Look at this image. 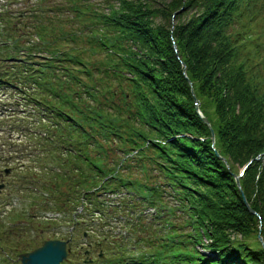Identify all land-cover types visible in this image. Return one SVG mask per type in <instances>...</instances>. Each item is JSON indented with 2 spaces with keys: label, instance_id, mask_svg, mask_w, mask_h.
<instances>
[{
  "label": "trees",
  "instance_id": "trees-1",
  "mask_svg": "<svg viewBox=\"0 0 264 264\" xmlns=\"http://www.w3.org/2000/svg\"><path fill=\"white\" fill-rule=\"evenodd\" d=\"M155 1H107L101 11H85L91 53L102 57L87 61L81 49L82 59H66L77 71L67 78L79 95L71 102L90 104L84 117L96 139L127 153L137 149L138 177L119 176L112 187L133 186L143 175L154 181L144 186L153 192L145 199H161L166 208L164 193L174 198L165 210L173 231L186 229L179 234L189 249L176 255L181 264H264L257 237L264 241V34L250 41L253 52L245 44L264 0ZM250 59L263 62L248 69ZM246 162L239 182L257 214L234 178Z\"/></svg>",
  "mask_w": 264,
  "mask_h": 264
},
{
  "label": "rangeland",
  "instance_id": "rangeland-1",
  "mask_svg": "<svg viewBox=\"0 0 264 264\" xmlns=\"http://www.w3.org/2000/svg\"><path fill=\"white\" fill-rule=\"evenodd\" d=\"M36 1H38L36 8L32 11L31 17H28L29 10L32 9V7L35 6ZM73 1V2H72ZM0 0V41L3 40L5 35L7 33L10 34L8 37V42L10 44H14L18 46L20 44V41L16 34H11L9 32V29L14 26L17 22H20L21 24L25 23L26 20H31L32 22H39V24L36 27L37 35L38 37H41L42 39H47V35L49 33H53L56 31H67L68 33L74 34L78 40L75 42L72 41V44H66L63 43L62 47L66 48L70 45H77L81 47L84 52L87 51V53H90L89 60L95 61L97 59H100L102 57L101 55H98L96 52L93 55L92 49H90V44L87 41V38L91 35V33H88V30L84 27V24L90 23V19L85 16V11L88 10H96L101 11L105 9L106 2L108 1L112 5H117V0ZM161 0H156V4H160ZM168 1V0H166ZM184 5L180 8L183 9ZM77 12V16L73 14L72 9ZM52 9V10H51ZM180 9L177 10V14L171 19V22H175L176 17L183 12ZM23 10H26V12L22 13ZM50 12V13H49ZM5 13L8 14V18L13 19L9 20L5 17ZM83 15V16H82ZM256 23L252 26V33L254 37L248 39L245 44L247 45V49L251 52H253L252 46H251V40L255 41V33L257 34H264V12L257 14ZM52 18V20H55L61 27H58L54 24H50L47 22V19ZM28 27L31 26L30 23L27 24ZM28 27H25V34H28L29 36H32V30H29ZM19 35V32L16 31ZM77 35H76V34ZM2 45V44H0ZM1 49V47H0ZM80 49V50H81ZM8 53V51H4L1 53V57L4 56V54ZM92 52V53H91ZM46 53V52H45ZM87 53L85 56H87ZM262 58L263 56L260 55ZM253 57V55H251ZM88 60V57H87ZM262 59H254L253 61L250 59L247 62L248 69L255 66L256 68L260 67L262 64ZM10 91V90H9ZM5 97V99L8 97L6 93L2 95ZM13 105V104H11ZM29 106V105H28ZM30 107V106H29ZM30 109V114L27 115V113L24 116H28V121L34 122L35 115L32 114L31 108H26L24 111H28ZM0 126H5L8 122V120H2L3 118H6L7 116H0ZM13 120V119H11ZM12 123H15L14 121H10ZM28 123H25L27 126ZM34 125V126H33ZM31 127L32 129L39 128L40 131L48 132L51 131L48 130V126H51V122L49 120L45 122L39 121V123H34ZM38 129V130H39ZM55 129V128H53ZM55 132V131H53ZM55 134H57L55 132ZM40 137V136H39ZM0 158H3L0 161V171H3L2 167L7 164V162H11L13 168L10 170L11 176L6 181L7 184L5 185V191H3L0 194V239L3 242H10L13 243V245H18L16 247L18 250H22L21 248L31 249L34 248L36 245H39L44 239L50 238L54 233L61 236L65 234L67 226H61V230H59L61 233L55 232L57 229L56 226L58 224L65 225L63 221V216L65 219L69 218V213L71 211V203L78 204L79 199H75L73 202L68 203V197H70L74 191H81L84 192L90 191L91 189H88V184L90 181L91 176L94 175V172L90 170L86 164V162L82 159V157L87 158L88 160V154L87 151L84 152L86 149L85 147L79 146V152H76L70 148V150H64V145L60 146L52 142H44L42 144V147H38L37 150L39 152V156L44 159L47 158V160L50 162L47 165V169L45 170L43 168V162H37L34 159V156L32 159H29L24 162L28 170L26 172V178H21L18 176L19 173H21V170H17V167L21 164V160L18 161V159L15 158V154L17 152H9L7 144H13L14 146H22L21 151L24 150H33L34 148V139L35 136H29L24 135V138L22 136H19L17 134L8 135L4 134L2 137L0 136ZM80 138V137H79ZM15 142V143H14ZM1 144L3 146H1ZM69 148V147H67ZM76 148V147H75ZM113 148V147H112ZM118 148V147H117ZM114 150V149H112ZM121 155L124 154V151L120 150ZM95 153V152H94ZM116 154V152H115ZM124 156V155H123ZM262 157V158H261ZM259 158L263 159L264 161V155L259 156ZM95 161L100 165L103 160L105 159L104 156H97L94 157ZM7 161V162H6ZM23 165V164H21ZM38 166L39 170L38 172L33 171L31 166ZM126 166L134 165L131 163H126ZM24 166V165H23ZM27 169V168H25ZM24 169V170H25ZM241 169V166L237 168V171ZM133 170V169H132ZM135 172V173H134ZM133 175L137 176L138 172L136 170H133ZM141 175V174H139ZM155 175V173L153 174ZM122 176H125L122 174ZM1 179V176H0ZM24 179L31 181V183L37 184V181L44 182L43 188L39 189L38 192L30 193L29 197L31 199H36L35 202L38 204L45 203L49 201V199L55 198V205L52 207L51 205L54 204V202L50 203V206H45L46 210H58L61 214L59 218L44 216L37 213L36 205L25 201L24 204L20 206L21 200L15 204V206H12L11 204H8L3 201V195L5 192H8L10 190L11 181H16V184L21 182H27L24 181ZM100 181H97L96 184H100ZM154 184V181L152 178L145 177L142 175V177H139L135 180L133 186H129L130 190L134 188V190L138 193H140L141 196L147 197L150 193H153L152 190H146L144 186H149ZM32 185V184H31ZM106 187V186H104ZM13 195L16 197L17 194L14 192ZM97 192H94L96 194ZM92 196V200H95L97 198L96 195ZM122 192L116 194H113L112 192L102 194L101 199L107 203V206H116V203L119 202V199H121ZM169 197L166 193H164L163 198L164 201L171 206H174L175 201L174 198L170 197L171 200H169ZM17 198V197H16ZM128 201V198L125 199ZM161 199L158 200L157 206L160 207L161 205ZM96 205H100L99 201H93ZM150 202V201H149ZM153 202H156L155 200ZM81 203V201H80ZM151 203V202H150ZM67 204V205H66ZM114 204V205H113ZM14 205V204H13ZM34 205V206H33ZM87 207L91 206L90 202H86ZM130 207L127 208V212L123 214L121 217L125 218L127 220V225H129V228L126 227V233L122 236L114 237L112 239V246L111 250L113 253V258L116 260H122L123 258L126 259L128 257H137L138 254H141V252H144L146 256L155 255V261L157 264L166 263L169 260V257L174 251L177 246H179L180 241H184L186 239V236L177 237L176 231L171 230V219H164L163 215L160 212H157V215L152 214L154 209L150 207H146V209L142 212V215L146 219L145 221H142L141 223H138L139 219V213L137 215H133L131 213V210L133 209V206L129 205ZM87 207H85L87 209ZM153 207V206H152ZM155 207V206H154ZM115 210L111 211V213H114V215H108L101 217L98 216L97 211L95 212L96 216H93L92 218L95 219V222H92L93 226L102 228L106 230L107 227L112 228V230H116L117 233L120 232V230L124 227V225H120L117 218L114 216L116 215L115 212H118V209L114 208ZM88 210V209H87ZM90 211V210H89ZM99 212V211H98ZM175 213L176 212L175 210ZM64 214V215H63ZM150 214V215H149ZM161 218L162 224L159 222ZM174 220L178 218V215H174ZM155 220V224L159 222V227L154 226L152 227V220ZM123 220V219H122ZM57 223V224H56ZM81 223V222H80ZM164 223V224H163ZM82 223L81 228L79 230L80 235L82 236V232L84 230V227L86 224ZM150 224V225H149ZM151 226V227H150ZM136 230H139L140 232L136 233ZM183 233L186 231L185 228L179 229ZM97 233V232H96ZM172 234H173V240H172ZM92 235V233L90 234ZM98 235V233H97ZM98 237V236H97ZM149 238V239H148ZM153 239V241H152ZM180 240V241H179ZM205 241V240H204ZM173 247V250L171 249ZM186 248H188L186 246ZM196 249L199 250L200 253L203 255H206L207 257H212V254L209 251H206L202 248L201 244L195 246ZM10 257H7L0 253V263L1 264H12L10 260ZM112 260V259H111ZM151 264V263H150Z\"/></svg>",
  "mask_w": 264,
  "mask_h": 264
},
{
  "label": "water",
  "instance_id": "water-1",
  "mask_svg": "<svg viewBox=\"0 0 264 264\" xmlns=\"http://www.w3.org/2000/svg\"><path fill=\"white\" fill-rule=\"evenodd\" d=\"M203 121L208 123L207 119H205V118H203ZM236 182L238 183L237 179H236ZM243 200H244L245 204L247 205V207L249 208L244 196H243ZM258 237L262 241L261 236L259 235ZM59 245H62V243H59V244H58V242L57 243H53V242L45 243V245L41 249H39V250L33 252V254H31V258H33V257L34 258H45L44 264L47 263V261H49V260L51 262L53 260L54 262L57 263V261L60 259V256L63 252L62 247H60ZM57 246H59V247L57 248ZM50 261H49V263H51Z\"/></svg>",
  "mask_w": 264,
  "mask_h": 264
}]
</instances>
